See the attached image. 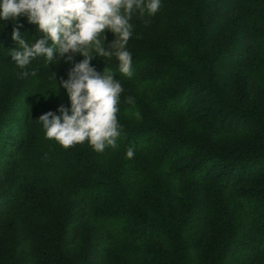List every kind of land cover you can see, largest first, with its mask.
Returning a JSON list of instances; mask_svg holds the SVG:
<instances>
[{
  "label": "trees",
  "instance_id": "trees-1",
  "mask_svg": "<svg viewBox=\"0 0 264 264\" xmlns=\"http://www.w3.org/2000/svg\"><path fill=\"white\" fill-rule=\"evenodd\" d=\"M130 23L131 77L89 53L123 87L118 146L97 152L39 120L70 110L85 56L21 69L14 29L43 33L0 19V264H264V0H161Z\"/></svg>",
  "mask_w": 264,
  "mask_h": 264
},
{
  "label": "clouds",
  "instance_id": "clouds-1",
  "mask_svg": "<svg viewBox=\"0 0 264 264\" xmlns=\"http://www.w3.org/2000/svg\"><path fill=\"white\" fill-rule=\"evenodd\" d=\"M160 7L161 0H0V19L15 21L26 15L43 33L34 44H29L19 28L14 29L12 36L18 50H13L11 56L19 68H26L40 56L51 62L56 53L61 57L76 52L85 56L70 70L69 79L63 81L71 101L70 110L61 105L62 115L49 111L39 117L48 139H55L64 148L87 140L97 152L118 146L121 126L117 113L123 87L111 72L105 69L100 73L91 66L93 55L89 53L95 51L101 57L115 55L120 72L131 77L132 55L126 45L132 36V15L137 10L141 16L145 11L154 15ZM105 29L116 34L111 49L101 45L100 36ZM67 58L72 59L71 55ZM20 75L26 77L29 73L24 71ZM128 102H133L131 97ZM126 155L132 158L134 149L128 148Z\"/></svg>",
  "mask_w": 264,
  "mask_h": 264
},
{
  "label": "rangeland",
  "instance_id": "rangeland-1",
  "mask_svg": "<svg viewBox=\"0 0 264 264\" xmlns=\"http://www.w3.org/2000/svg\"><path fill=\"white\" fill-rule=\"evenodd\" d=\"M257 184V183H256Z\"/></svg>",
  "mask_w": 264,
  "mask_h": 264
}]
</instances>
